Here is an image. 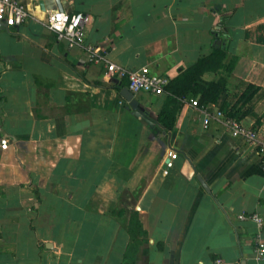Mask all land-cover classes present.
I'll return each instance as SVG.
<instances>
[{
    "label": "crops",
    "instance_id": "0c3cea01",
    "mask_svg": "<svg viewBox=\"0 0 264 264\" xmlns=\"http://www.w3.org/2000/svg\"><path fill=\"white\" fill-rule=\"evenodd\" d=\"M40 1L23 0L22 26L0 27V264H264L254 224L237 218L264 222V162L218 115L247 112L240 124L264 144V0H59L89 15L85 43L127 70L171 79L226 47L202 77L224 79V97L182 103L165 132L152 119L165 95L133 94V110L103 66L55 40L54 0Z\"/></svg>",
    "mask_w": 264,
    "mask_h": 264
},
{
    "label": "built area",
    "instance_id": "2783aa9c",
    "mask_svg": "<svg viewBox=\"0 0 264 264\" xmlns=\"http://www.w3.org/2000/svg\"><path fill=\"white\" fill-rule=\"evenodd\" d=\"M30 14L27 5L23 0H0V21L14 27H19L29 20ZM89 23V15L83 12L67 13L65 11L52 10L47 13L45 26L53 34L57 42L63 43L68 49L81 48L87 55V63L91 65H101L104 67L105 78L115 81L125 80L127 89L134 95L145 93L151 96H160L164 93V88L169 83V78L152 75L148 68L142 67L136 70H127L109 61L107 55L98 48L85 43L86 28ZM185 103V101H183ZM218 115L223 118L226 126L230 129L232 136L242 138L245 142L256 146L257 153L264 162V144H260L257 131L242 127V125L232 118H229L221 111ZM2 148L7 143L0 141ZM176 154L168 152L163 165V175L173 167ZM241 221H249L255 226V236L253 242L254 259L260 261L264 259V237L262 235L264 222L257 213L240 214L237 217ZM214 264H223L221 259H216Z\"/></svg>",
    "mask_w": 264,
    "mask_h": 264
},
{
    "label": "trees",
    "instance_id": "16d2710c",
    "mask_svg": "<svg viewBox=\"0 0 264 264\" xmlns=\"http://www.w3.org/2000/svg\"><path fill=\"white\" fill-rule=\"evenodd\" d=\"M218 30H214L213 33L216 38H221L222 32L225 31L223 23L218 22ZM227 49L224 45L214 48L213 51L203 56L190 65L187 68H182L178 74L169 79V83L164 88L165 101L153 121L163 130L172 131L176 124V115L183 106V101H189L197 99L196 107L198 109H204L209 104H216L219 99L224 97L225 93V81L224 79H218L216 81H205L203 75L208 72H218L223 68V61L226 57ZM113 83V82H112ZM111 83V86L120 91L121 88L127 87V82L121 80ZM253 88L248 86L247 91ZM244 97V94L241 96ZM145 113L144 111H142ZM247 112H243L238 115L231 112H226L229 118L239 122L243 119ZM149 116L147 113H145ZM258 123H255V125ZM128 232L134 244L139 243L137 239H145L146 232L142 229L141 223L138 219V213L131 211L130 220L128 224Z\"/></svg>",
    "mask_w": 264,
    "mask_h": 264
},
{
    "label": "water",
    "instance_id": "95a60500",
    "mask_svg": "<svg viewBox=\"0 0 264 264\" xmlns=\"http://www.w3.org/2000/svg\"><path fill=\"white\" fill-rule=\"evenodd\" d=\"M54 3H55V7L57 8V10L63 11L59 0H54ZM39 8L42 10L45 9V5H44L43 0H41L39 2ZM0 27L8 28L7 24H5L1 21H0ZM218 45H220L219 41H217V46ZM119 94L129 104V106L133 110H139L138 102L135 100L133 93H131L126 87L121 88V90L119 91ZM242 264H244V263H242Z\"/></svg>",
    "mask_w": 264,
    "mask_h": 264
}]
</instances>
